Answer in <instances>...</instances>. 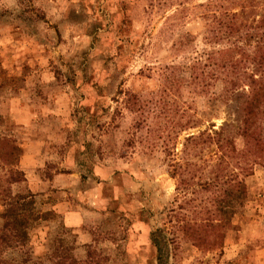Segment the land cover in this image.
I'll list each match as a JSON object with an SVG mask.
<instances>
[{"label": "rangeland", "instance_id": "1", "mask_svg": "<svg viewBox=\"0 0 264 264\" xmlns=\"http://www.w3.org/2000/svg\"><path fill=\"white\" fill-rule=\"evenodd\" d=\"M209 3L264 16V0H0V228L16 197L40 217L0 264H264V142L207 61L227 45ZM220 129L222 147L200 139Z\"/></svg>", "mask_w": 264, "mask_h": 264}, {"label": "trees", "instance_id": "2", "mask_svg": "<svg viewBox=\"0 0 264 264\" xmlns=\"http://www.w3.org/2000/svg\"><path fill=\"white\" fill-rule=\"evenodd\" d=\"M215 8H217L216 5L211 3L207 5L208 15L212 17V22L216 25L214 31L217 32V35H214V37L225 41L227 45L219 52H210L205 55L209 62L215 60V55L218 56L219 74L222 79L221 84L225 86L224 98H230L233 94H243L247 99L246 104L249 108H246L247 113L244 115V120L241 121V135L253 140L256 142L255 145H257V142L259 144L264 142L263 120L252 115L254 113V115H264V31H262L264 29V16L260 17V19L245 16L246 13H244L243 8V11L239 15L237 13H224L220 18L217 16ZM239 18L242 20H239ZM209 40L210 38H207V41ZM256 73H259V76H256ZM243 82H247L248 84L245 85ZM207 86L209 84L205 85V87ZM250 108L254 109L251 111ZM254 130L258 131L255 133ZM224 131L220 129L219 131L203 133L200 139L204 140L203 143L215 144L222 147V145L227 143ZM189 140L195 141L196 137L192 136ZM226 163L221 161L220 165H227L228 163ZM218 177V175H215L214 178L207 179L196 186L203 189V187L209 186L215 180H218ZM238 185L240 184L238 183ZM215 188H218V186L215 185ZM23 201H26V198L23 196L14 198V200L7 203L6 210L2 215L3 225L0 228V241L6 246L10 240L14 239L20 243L21 241L19 240L26 237V230L30 224L40 218L32 207L33 202L30 200L27 203L28 205H25L21 203ZM25 212L28 213L26 214ZM153 242L160 252L161 242L155 237L153 238ZM28 260H25L22 264H30V259ZM69 264L94 263L87 258L84 261L74 259Z\"/></svg>", "mask_w": 264, "mask_h": 264}]
</instances>
